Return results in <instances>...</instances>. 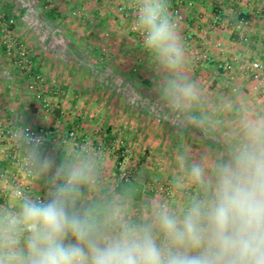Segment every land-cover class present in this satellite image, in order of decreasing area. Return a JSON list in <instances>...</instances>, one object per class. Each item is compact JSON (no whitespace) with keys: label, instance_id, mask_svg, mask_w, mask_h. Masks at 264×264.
Listing matches in <instances>:
<instances>
[{"label":"rangeland","instance_id":"1","mask_svg":"<svg viewBox=\"0 0 264 264\" xmlns=\"http://www.w3.org/2000/svg\"><path fill=\"white\" fill-rule=\"evenodd\" d=\"M249 1L252 3L203 0L211 29L219 32L220 38H214L221 41H214L211 47L199 42L197 33L183 23L193 1L179 5L168 1L186 46L182 74L195 83L201 95L194 111L206 114L212 122L206 132L176 123L159 103L169 73L141 47L133 28V0H0V16L8 28L0 29V128L29 125L51 133L53 138L43 150L57 164L84 154L94 157L97 181L82 189L83 207L124 199L115 188L127 177L144 186L142 200L124 199L133 203L129 209L133 219L141 210L146 218L158 203L179 211L195 194V186L189 181L183 187L174 186L176 177L183 175L177 157L187 154L191 163L223 156L231 139L228 134L237 126L235 112L225 111L224 104L231 101L235 108L252 105L257 112L259 100L264 104L251 92L241 68L247 60L264 62V31H250V22L244 18L248 41L240 38L238 24ZM256 2L254 15L264 19V7L260 9ZM226 9L231 10L223 15ZM52 10L59 14L57 18L50 15ZM188 32L191 37L185 39ZM229 37H235L237 49L228 43ZM11 144L0 142V174L7 170L9 176L4 180L0 175V184L9 188L26 179L25 166L12 159ZM18 145L21 154L27 155L28 148L20 140ZM28 182L25 195L47 197L44 190L49 191L50 184L46 175H34ZM8 195L4 198L0 192V207L14 206Z\"/></svg>","mask_w":264,"mask_h":264},{"label":"clouds","instance_id":"2","mask_svg":"<svg viewBox=\"0 0 264 264\" xmlns=\"http://www.w3.org/2000/svg\"><path fill=\"white\" fill-rule=\"evenodd\" d=\"M133 28L141 47L167 73L158 97L181 125L206 132L211 119L195 113L201 95L182 74L184 48L168 0H133ZM237 126L223 156L188 162L177 157L195 194L176 211L152 206L133 219L124 199L81 206L82 189L93 187L98 163L90 154L57 164L43 150L42 137L21 133L30 169L46 175L45 199L15 192L13 207H0V264H264V112L231 101Z\"/></svg>","mask_w":264,"mask_h":264},{"label":"built area","instance_id":"3","mask_svg":"<svg viewBox=\"0 0 264 264\" xmlns=\"http://www.w3.org/2000/svg\"><path fill=\"white\" fill-rule=\"evenodd\" d=\"M168 1H173L174 3H176V5H179L180 3H183L184 0H168ZM123 8V7H122ZM175 13H179V9H175ZM221 13V11L219 9L216 10L215 14L217 16H219ZM5 20L1 19L0 16V29L2 31H7V23L4 22ZM245 23L246 21L244 20V18H241L239 20V24L238 27L242 29V34L240 36L241 40L243 41H248V36L244 34V29H245ZM190 32V31H189ZM189 32L186 34L185 39H189L191 37V34H189ZM204 55V54H203ZM202 57H207V56H203ZM197 60H201V55H198ZM227 68H232V66L230 64H227L226 66ZM241 68L243 69L244 74L246 75V77L249 79L250 81V89L251 92H253L254 94L258 95L261 97V99L264 100V62L261 60H247L245 61V63L242 64ZM30 133L33 136H38V137H42L44 140V145L45 146L48 141L50 140V138L53 136L51 135V133L49 134L48 132L44 131L43 129L40 128H36L33 126H11V128L9 130H5L3 128H0V142L1 143H5V142H12L11 147H12V159H16L18 160V162L25 168V176L26 179H23V181L21 182V185H18L16 187H12V193L15 195V192H20L22 195H25V193L27 192V189H29V182L28 179L31 177H33L34 175L32 174V171L30 169V162L28 160V155L23 156L19 150V145H18V141L20 140L21 144H23L24 146H27V144H25L23 142L22 136L20 135L21 133ZM73 134V133H72ZM49 135V136H48ZM28 154V153H27ZM1 178L4 180H7L8 176V171L7 170H2L1 172ZM13 178L14 177V172H12ZM1 196L4 198H6V195L3 194V192H1ZM42 199V198H40Z\"/></svg>","mask_w":264,"mask_h":264},{"label":"crops","instance_id":"4","mask_svg":"<svg viewBox=\"0 0 264 264\" xmlns=\"http://www.w3.org/2000/svg\"><path fill=\"white\" fill-rule=\"evenodd\" d=\"M193 1V3H194V5H193V7L192 8H189L186 12V19H185V21L183 22L184 23V25H187L188 27H189V29L191 30V31H193L194 33H197V36H199L198 37V40H199V42H201L202 44H207V43H210L209 45H210V47H211V44L214 42V41H219V42H221L220 40H218V38H220V37H218V33L219 32H214L215 31V29L214 30H212L211 28L213 27L212 26V23H211V21L209 20V15L208 14H206L205 13V11H206V7H205V4L203 3V0H192ZM232 2H233V0H231ZM254 1L255 0H251V2L252 3H250V1H249V3H248V6H244L243 7V11H242V13L243 14H241L242 15V17L243 18H246L249 22H250V24H249V28H250V31H253L254 33H257V34H261V33H263V31H264V25L263 24H261L262 23V21L264 20V19H261L258 15H254L256 12L253 10V5L255 4L254 3ZM257 5H259V7H260V9L262 8V7H264V0H257ZM228 4H230V2L228 3ZM234 5H236V4H234ZM231 9H229V11H230ZM229 11H228V9H226V12H224V14L223 15H228V13H229ZM231 16V15H230ZM230 18V17H229ZM261 19V20H260ZM260 22V23H259ZM183 26V25H182ZM180 29V28H179ZM178 31V30H177ZM210 33H212L213 35H211L210 36V34H209V32ZM201 32H203V34L204 35H202V33ZM201 33V34H200ZM200 34V35H199ZM214 35H215V37H218L217 39L216 38H214ZM180 36V35H179ZM200 36H201V38H200ZM181 38V37H180ZM234 38L235 37H232V38H230L229 37V40H228V43L230 44V45H233V47H236V49H237V47H238V42H235V41H233L234 40ZM218 42V43H219ZM181 43H182V46H183V48L184 49H186V46H185V42L182 40V38H181ZM187 43V42H186ZM220 44V43H219ZM261 44V43H260ZM262 51H261V54L262 55H264V45H263V43H262ZM261 48H259V49H261ZM232 51V53L234 54V55H236L237 53L236 52H234V50H231ZM263 60H264V57H263ZM260 103H261V105H260ZM259 110H258V112H264V104L262 103V100H259ZM255 106H252V105H248L246 108L248 109V110H250V111H253V112H257V110L254 108ZM1 185V188H0V192H3V194H5V195H8L9 196V201H11V203L13 204V205H15V203H16V201L15 200H13V195L11 194L12 193V190L10 191L9 189H11V188H9V187H7V186H5L4 184H0ZM45 192H48V189L47 188H45V190H44V193ZM5 201V200H4ZM13 201V202H12ZM10 203V202H9ZM141 203H142V201H141ZM131 205H133V203H127V210H128V212H129V209H131ZM141 205H143L144 206V204H141ZM175 209L177 210V208L175 207ZM143 210H145L144 208H143ZM141 212H142V210H141ZM141 212H138V213H136L135 215H134V219H140V218H144L145 217V215H147V214H145V215H140L141 214ZM134 213V212H133ZM143 213V212H142ZM129 214H131L130 212H129Z\"/></svg>","mask_w":264,"mask_h":264},{"label":"trees","instance_id":"5","mask_svg":"<svg viewBox=\"0 0 264 264\" xmlns=\"http://www.w3.org/2000/svg\"><path fill=\"white\" fill-rule=\"evenodd\" d=\"M50 15L57 18L59 14L52 10ZM115 193L124 199L140 201L144 196V186L134 178L123 177L117 183Z\"/></svg>","mask_w":264,"mask_h":264}]
</instances>
